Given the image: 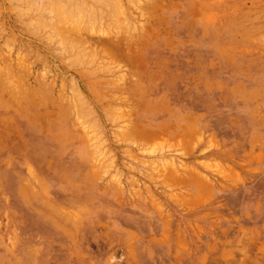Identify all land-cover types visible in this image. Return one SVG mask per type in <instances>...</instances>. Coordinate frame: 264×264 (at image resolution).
<instances>
[{
    "label": "rangeland",
    "instance_id": "374dc122",
    "mask_svg": "<svg viewBox=\"0 0 264 264\" xmlns=\"http://www.w3.org/2000/svg\"><path fill=\"white\" fill-rule=\"evenodd\" d=\"M0 264H264V0H0Z\"/></svg>",
    "mask_w": 264,
    "mask_h": 264
}]
</instances>
